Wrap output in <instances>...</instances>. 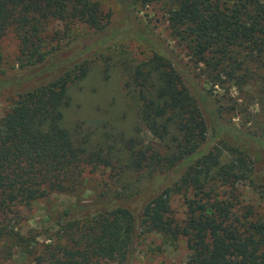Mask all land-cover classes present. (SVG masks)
<instances>
[{
	"label": "trees",
	"instance_id": "1",
	"mask_svg": "<svg viewBox=\"0 0 264 264\" xmlns=\"http://www.w3.org/2000/svg\"><path fill=\"white\" fill-rule=\"evenodd\" d=\"M145 1L161 7L173 38L187 40L189 59L212 90L228 83L214 98L216 112L232 111L238 124L212 117L210 96L185 81L162 42L144 35L148 59H108L114 85L123 79L136 112L130 131L104 126L96 141L94 131L73 132L63 124L69 85L87 77L86 55L110 39L103 31L109 16L91 0H0V39L12 32L27 64L0 79V89L18 97L0 116V264L15 245L35 264H130L137 239L148 233L184 239L185 264H264V216L238 190L246 185L264 196V0ZM51 22L65 26L64 45L58 33L49 35ZM75 22L96 34L68 32ZM87 167L109 168L121 187L57 205L58 233L30 247L14 226L20 207L72 193ZM127 173L136 174L132 183ZM174 195L183 198L182 218L171 210Z\"/></svg>",
	"mask_w": 264,
	"mask_h": 264
},
{
	"label": "rangeland",
	"instance_id": "2",
	"mask_svg": "<svg viewBox=\"0 0 264 264\" xmlns=\"http://www.w3.org/2000/svg\"><path fill=\"white\" fill-rule=\"evenodd\" d=\"M91 1L98 2L103 14L109 16L103 31H111V35L105 45L98 47L94 53L86 55V61L89 65L87 77L82 81H76L69 85V96L72 102L67 111L69 118L66 117L63 122L66 128H70L73 132L75 130L82 131L83 134L94 131V137H97L94 138L95 141L99 140L100 135L98 132L103 131L104 126L113 127L115 131H122V133L130 131L132 122L137 117L136 112L131 111V109L134 110V107L129 105L127 101L128 95L124 88L123 79L120 81L119 89L114 85V74L110 72V69L108 70V63H110L108 59L110 56H118L124 53L129 55L134 63L148 59L151 52L142 43L145 42L144 35L162 42L179 64L180 71L183 70L185 81L192 88L200 92L204 90L203 92L210 96L208 98L212 104H209V110L212 117L225 123L238 124V118L232 117V111L223 113V117H220L216 112L217 105L214 98H218V96L225 93L223 88L228 83L211 89L210 84L206 82V75L201 76L198 66L189 59L185 47L187 40L179 42L170 35L163 11L159 5L145 0ZM64 27L62 23L58 22H51L47 27L49 35L53 32L60 35L62 45L69 40L68 36L64 34ZM68 32L84 37L96 34L95 30L84 22H75ZM72 33L71 36H73ZM114 38H116L115 41H112ZM57 40L58 37L56 42ZM19 48V42L12 32H7L0 39V79L12 78L27 68L26 61ZM201 71L203 72L202 69ZM231 91L234 97L238 96L234 89H231ZM17 98V95H12L0 89V116L13 107ZM123 100L129 109L122 107ZM81 104L84 106L83 114L78 109ZM250 110L251 112L256 111L252 107H250ZM230 116L232 121H227L226 119ZM101 125L103 127L98 129ZM148 138H151V136H148ZM260 139L264 140L263 137ZM252 154L256 161L258 159L257 163H259L261 161L260 156L255 152H252ZM109 175H111L109 168H85L79 185L75 186L76 188L72 193H55L32 202L28 207H20L22 218L20 222L14 225L16 230L21 235L32 239L30 247L34 246V242H49V238L58 233L59 230V226L56 225L52 217L56 206L59 204L67 206L78 201H93L100 191L107 186L117 190L121 187V181L118 182ZM135 176L134 173H127L123 178L132 183ZM238 190L240 193L239 199L245 204L253 205L254 209L264 216V196L261 198L257 191L246 185H240ZM170 205L175 218H182L185 210L182 196H172ZM24 250V247L15 245L12 247V257L4 260L3 264H35ZM188 254L184 239L170 241L160 234L148 233L137 239L130 264H185ZM100 264L119 263L113 260H103Z\"/></svg>",
	"mask_w": 264,
	"mask_h": 264
}]
</instances>
